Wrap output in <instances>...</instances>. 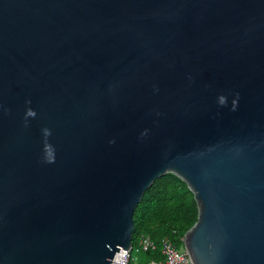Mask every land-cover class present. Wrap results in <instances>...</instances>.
I'll use <instances>...</instances> for the list:
<instances>
[{
  "label": "water",
  "instance_id": "1",
  "mask_svg": "<svg viewBox=\"0 0 264 264\" xmlns=\"http://www.w3.org/2000/svg\"><path fill=\"white\" fill-rule=\"evenodd\" d=\"M166 174L264 264V0H0V264H113Z\"/></svg>",
  "mask_w": 264,
  "mask_h": 264
},
{
  "label": "trees",
  "instance_id": "2",
  "mask_svg": "<svg viewBox=\"0 0 264 264\" xmlns=\"http://www.w3.org/2000/svg\"><path fill=\"white\" fill-rule=\"evenodd\" d=\"M193 195L184 182L172 174L157 179L145 191L134 211V243L141 234L158 242L168 237L180 248L184 234L197 220ZM145 262L159 260V251L143 253Z\"/></svg>",
  "mask_w": 264,
  "mask_h": 264
},
{
  "label": "built area",
  "instance_id": "3",
  "mask_svg": "<svg viewBox=\"0 0 264 264\" xmlns=\"http://www.w3.org/2000/svg\"><path fill=\"white\" fill-rule=\"evenodd\" d=\"M146 253L149 251H159V260H150L146 264H193L190 256L182 246L177 248L168 237H162L158 242L153 241L147 234L138 236L135 245L127 252L126 256L115 253L113 264H132V252Z\"/></svg>",
  "mask_w": 264,
  "mask_h": 264
},
{
  "label": "rangeland",
  "instance_id": "4",
  "mask_svg": "<svg viewBox=\"0 0 264 264\" xmlns=\"http://www.w3.org/2000/svg\"><path fill=\"white\" fill-rule=\"evenodd\" d=\"M132 259V264H146L143 253L136 252L135 250L132 252Z\"/></svg>",
  "mask_w": 264,
  "mask_h": 264
}]
</instances>
